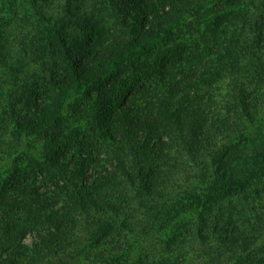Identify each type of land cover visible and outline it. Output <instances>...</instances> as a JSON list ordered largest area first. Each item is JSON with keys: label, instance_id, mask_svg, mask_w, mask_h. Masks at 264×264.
<instances>
[{"label": "trees", "instance_id": "1", "mask_svg": "<svg viewBox=\"0 0 264 264\" xmlns=\"http://www.w3.org/2000/svg\"><path fill=\"white\" fill-rule=\"evenodd\" d=\"M0 264H264V0H0Z\"/></svg>", "mask_w": 264, "mask_h": 264}, {"label": "rangeland", "instance_id": "2", "mask_svg": "<svg viewBox=\"0 0 264 264\" xmlns=\"http://www.w3.org/2000/svg\"><path fill=\"white\" fill-rule=\"evenodd\" d=\"M24 29L27 31V33H29L31 31L32 27H30L28 25L27 26L24 25ZM14 50H16V48H14Z\"/></svg>", "mask_w": 264, "mask_h": 264}]
</instances>
